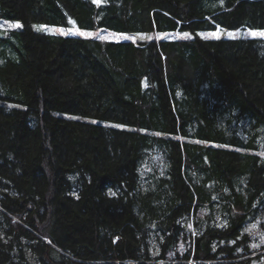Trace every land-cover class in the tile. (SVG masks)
<instances>
[{
  "label": "trees",
  "instance_id": "1",
  "mask_svg": "<svg viewBox=\"0 0 264 264\" xmlns=\"http://www.w3.org/2000/svg\"><path fill=\"white\" fill-rule=\"evenodd\" d=\"M0 23V264L258 259L264 39L199 33L264 31V0H0Z\"/></svg>",
  "mask_w": 264,
  "mask_h": 264
},
{
  "label": "rangeland",
  "instance_id": "2",
  "mask_svg": "<svg viewBox=\"0 0 264 264\" xmlns=\"http://www.w3.org/2000/svg\"><path fill=\"white\" fill-rule=\"evenodd\" d=\"M16 24V23H13ZM12 24V25H13ZM43 26V28L41 30H37L38 27ZM8 27H11V25H7L4 23H0V28L6 29ZM13 28V27H11ZM21 28V27H20ZM33 29L36 32L39 33H45V34H51V35H62L58 29H63L64 32L69 33L67 35H62V36H71V37H78V38H91V37H98V38H104V39H111V40H131V41H136V38L131 37V36H125V35H118V34H111L109 32H105V31H88V30H84V29H79L78 27H76L75 25H70L69 27H65L64 28H59V27H52V26H45V25H34ZM249 31L250 30H237V31H230V30H221L218 33L219 35V39H224V40H235V39H260V37H252L251 35H249ZM252 31H263V30H252ZM83 32V33H91V35H80L79 33ZM215 32H211V33H216ZM228 32H232L235 33V38H230L227 33ZM211 33H202L204 34L203 36L200 35L201 33H199V36L205 39H216L215 37L209 35ZM150 35H138L135 37H152ZM155 36V39H160V38H171V39H176V38H187L190 35L188 34L187 37L184 36V34H171V35H167V34H156L153 35ZM127 37V38H124ZM191 37V36H190ZM141 39V38H140ZM139 39V40H140ZM264 39V38H262ZM141 40H148V39H141ZM140 40V41H141ZM93 123H97V122H93ZM259 226H252L250 227V229L248 230V234L249 237L252 240V244L254 247L258 248L260 245H264V231H262L261 233L258 232ZM257 255L258 259L256 261L251 262L250 264H264V251H259L257 254H255V256ZM193 264V263H192Z\"/></svg>",
  "mask_w": 264,
  "mask_h": 264
},
{
  "label": "snow or ice",
  "instance_id": "3",
  "mask_svg": "<svg viewBox=\"0 0 264 264\" xmlns=\"http://www.w3.org/2000/svg\"><path fill=\"white\" fill-rule=\"evenodd\" d=\"M93 2H94V3H99L100 0H93ZM11 27H13V28H20L21 25L17 23V24H13V25H11ZM42 28H43V26H40V27L37 28V30L39 31V30H41ZM58 31H59L62 35H67V34H69V33L64 32L63 29H58ZM219 32H220V29H219V27H218L216 33H211V34H209V35L215 37L216 39H219V38H220L219 35H218ZM79 34H80V35H91V33H83V32H80ZM200 35L203 36L204 34H200ZM227 35H228L230 38H235V35H236V34H235V33H232V32H228ZM249 35H251L252 37H260V38H264V31H252V30H250V31H249ZM184 36L187 37L188 34L185 33ZM124 38H127V37H124ZM140 38H141V39H148V40H151V39H152V37H140ZM93 122H95V121H93ZM117 127H119V126H117ZM260 155H261V156H264V153H260Z\"/></svg>",
  "mask_w": 264,
  "mask_h": 264
}]
</instances>
